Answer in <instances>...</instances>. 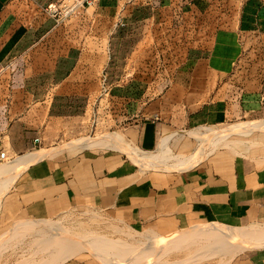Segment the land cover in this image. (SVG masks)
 Listing matches in <instances>:
<instances>
[{
	"label": "crops",
	"instance_id": "1",
	"mask_svg": "<svg viewBox=\"0 0 264 264\" xmlns=\"http://www.w3.org/2000/svg\"><path fill=\"white\" fill-rule=\"evenodd\" d=\"M58 1L0 0V165L41 155L4 194L0 228L90 210L159 237L264 226V0H93L64 20ZM242 123L258 127L187 170L136 157L164 135L190 155L194 130ZM229 264H264V249Z\"/></svg>",
	"mask_w": 264,
	"mask_h": 264
},
{
	"label": "bare ground",
	"instance_id": "2",
	"mask_svg": "<svg viewBox=\"0 0 264 264\" xmlns=\"http://www.w3.org/2000/svg\"><path fill=\"white\" fill-rule=\"evenodd\" d=\"M94 11V6L88 10L89 13ZM256 127L258 124L242 123L224 131L248 136ZM213 132L212 128L191 132L190 136L203 140L206 147L197 149L190 155L174 154L169 144L170 137L164 135L160 140L158 153L138 154L136 157L142 165L159 166L170 163L179 171L187 170L207 156L209 146L218 144L219 141L213 140V135L223 132ZM85 140L74 143L80 147L108 143L107 139ZM109 140L111 142L112 138ZM40 157V154H34L18 158L8 166L0 165V206L3 195L22 169ZM69 232L59 221L50 219L18 221L0 239V264H62L70 258H83L87 256V252L100 264H203L217 257L218 264H229L244 248L231 245L227 238L264 246V226L260 225L229 230L219 225L195 226L166 239L160 238L155 232H146V244L140 243L132 230L72 231V236ZM5 258L15 260L3 261Z\"/></svg>",
	"mask_w": 264,
	"mask_h": 264
},
{
	"label": "rangeland",
	"instance_id": "3",
	"mask_svg": "<svg viewBox=\"0 0 264 264\" xmlns=\"http://www.w3.org/2000/svg\"><path fill=\"white\" fill-rule=\"evenodd\" d=\"M226 128L227 127L212 128L214 131L213 134L216 132H223V133L213 135V140L219 141V143L216 146H209L207 149V152H208V150L213 151L219 145L223 146V144L227 145L230 143L231 136L235 135V133H237V132H231V133L225 132L224 130H226ZM208 134H210V133H208ZM197 141H198L197 142L198 146L196 149L206 147L203 140L197 139ZM1 165H4V166L7 165L8 166V165H11V163H10V161H5ZM146 167L147 168L155 167L157 169H167V170H174V169L177 170L176 167L174 168L173 166H169V164H164V165H159V166L146 165ZM0 208H1V206H0ZM32 220H34V219L17 220L13 224L7 226L6 228H0V239L2 238L3 234L5 232L9 231L12 227H14L18 221L25 222V221H32ZM50 220L57 221V222L59 221L62 226L67 227L70 230V232H69L70 236H72V231L74 233L75 232L83 233L84 230H94V231H98V230L112 231V230H116V229L132 230L131 228L126 227V226L122 225L121 223L113 220L108 214H106L102 211H99V210L74 211L71 213L62 214V215H60L56 218L50 219ZM226 230H228V229H226ZM133 233L135 234L136 239L140 241V243L146 244L148 242V240H144L145 233H139V232H134V231H133ZM160 238L166 239L169 237H160ZM227 240L231 245L243 247L244 248L243 250H245V249H253V250L264 249V246H258V244H254V243L253 244H251V243L245 244V242H240L239 240L234 239V238H227ZM239 252H241V251H239ZM85 255H87V256H84L83 258L91 260V261H95L96 263L100 264L88 252L85 253ZM14 260H15V258L10 259V260H7L5 258L3 261H14ZM210 262L212 264L213 263L218 264V257L215 260H212ZM210 262H203V264H209Z\"/></svg>",
	"mask_w": 264,
	"mask_h": 264
},
{
	"label": "built area",
	"instance_id": "4",
	"mask_svg": "<svg viewBox=\"0 0 264 264\" xmlns=\"http://www.w3.org/2000/svg\"><path fill=\"white\" fill-rule=\"evenodd\" d=\"M93 0H60L56 3L51 4L48 10L59 20L69 18L71 15L76 13L78 10L90 7ZM3 158L4 155L2 154Z\"/></svg>",
	"mask_w": 264,
	"mask_h": 264
}]
</instances>
